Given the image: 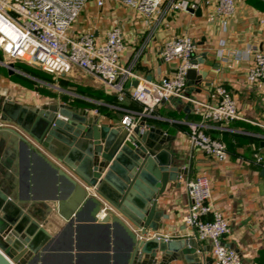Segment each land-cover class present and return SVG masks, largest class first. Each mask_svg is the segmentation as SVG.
Segmentation results:
<instances>
[{
	"label": "crops",
	"instance_id": "obj_1",
	"mask_svg": "<svg viewBox=\"0 0 264 264\" xmlns=\"http://www.w3.org/2000/svg\"><path fill=\"white\" fill-rule=\"evenodd\" d=\"M197 3L195 9L168 11L160 18L157 13L147 16L117 0H106L102 6L88 0L68 30L71 36L91 33L96 41L103 42L108 30L120 27L124 49L119 62L135 75L126 81L127 90L143 81H159L173 74L180 59L164 60L161 46L166 40L189 36L195 44L191 68L206 75L193 84V90L186 78L187 98L172 96L145 116L129 96L119 100L101 81L76 66L65 75H57L36 66L28 68L0 51V106L6 100L28 109L48 110L65 104L113 127L124 125V117L135 125L144 121L146 130L157 131L151 140L163 142L165 158L180 173L177 179L167 182L157 199V210L164 217L148 236L191 240L197 247L196 264H213L211 243L197 240L194 229L185 223L189 208L186 182L205 174L211 187L210 203L229 223L230 232L223 242L237 250L246 264H264V168L254 161L255 154L264 156V83L248 80L249 58L234 56V52L248 47L264 49V0H235L226 14L215 13L217 0ZM217 84L232 95L241 119L228 123L205 121L194 110L197 101H214ZM189 122L203 124L208 134L222 139L229 150L227 160L218 161L193 147L186 133ZM10 123L0 119V126ZM43 152L64 167L50 152ZM27 161L29 177L25 185L30 191L35 186L36 193L48 194L54 187L53 177L41 167H33L31 158ZM34 172L39 174L35 178ZM123 243L121 238H114L112 229L108 234L105 228L78 226L75 222L53 236L38 264H120ZM179 254L172 251L166 264H187L184 258H174Z\"/></svg>",
	"mask_w": 264,
	"mask_h": 264
},
{
	"label": "water",
	"instance_id": "obj_2",
	"mask_svg": "<svg viewBox=\"0 0 264 264\" xmlns=\"http://www.w3.org/2000/svg\"><path fill=\"white\" fill-rule=\"evenodd\" d=\"M205 75L187 70L192 90ZM0 109V119L11 122L0 126V264H38L53 236L75 222L108 234L112 229L124 242L120 264H166L172 251L180 253L175 259L196 264L193 241L148 237L164 217L157 199L180 175L165 158L163 142L151 140L157 131L146 130L144 121L133 127L98 123L65 104L28 109L6 100ZM30 158L53 177L48 194L26 186Z\"/></svg>",
	"mask_w": 264,
	"mask_h": 264
},
{
	"label": "built area",
	"instance_id": "obj_3",
	"mask_svg": "<svg viewBox=\"0 0 264 264\" xmlns=\"http://www.w3.org/2000/svg\"><path fill=\"white\" fill-rule=\"evenodd\" d=\"M88 0H0V51L9 59L24 60L48 73L65 75L78 67L106 85L119 100L129 96L141 106L142 114L151 115L155 108L172 96L187 98L186 73L192 66L195 44L189 36H178L163 42L160 55L166 61L180 59L171 75L159 81H143L127 90L125 83L135 76L129 67L119 62L124 49V38L119 26L106 33L98 42L91 33L78 36L68 34ZM106 0H96L102 6ZM145 15L157 13L160 18L168 11L195 9L198 0H117ZM166 2V5H164ZM235 0H217L216 14L232 10ZM236 58L250 59L247 78L264 83V49L248 47L234 52ZM194 109L203 120L228 123L242 116L238 113L234 98L221 84L214 87V101L196 102ZM123 123L135 124L127 117ZM204 125L189 122L187 135L190 144L218 161L229 157L226 143L208 134ZM148 129V128H147ZM254 161L264 168V156L254 155ZM189 197L186 225L194 229L199 241L212 245L213 264H246L234 248L226 245L223 238L230 232L224 214L210 203L211 187L205 174H197L186 182ZM149 234V233H148ZM161 238L158 235H153ZM175 234L174 237H179ZM149 237V236H148ZM170 236L162 237L165 241Z\"/></svg>",
	"mask_w": 264,
	"mask_h": 264
},
{
	"label": "rangeland",
	"instance_id": "obj_4",
	"mask_svg": "<svg viewBox=\"0 0 264 264\" xmlns=\"http://www.w3.org/2000/svg\"><path fill=\"white\" fill-rule=\"evenodd\" d=\"M20 61L23 62V64L26 65L28 68H33L34 67L33 65L29 64L27 61H24V60H20ZM18 66H20L21 68L25 69V67H23L19 63H18Z\"/></svg>",
	"mask_w": 264,
	"mask_h": 264
},
{
	"label": "bare ground",
	"instance_id": "obj_5",
	"mask_svg": "<svg viewBox=\"0 0 264 264\" xmlns=\"http://www.w3.org/2000/svg\"><path fill=\"white\" fill-rule=\"evenodd\" d=\"M102 214H103V212H102Z\"/></svg>",
	"mask_w": 264,
	"mask_h": 264
}]
</instances>
